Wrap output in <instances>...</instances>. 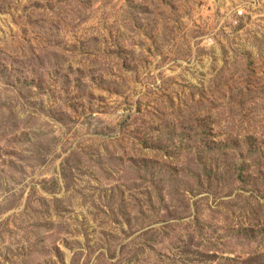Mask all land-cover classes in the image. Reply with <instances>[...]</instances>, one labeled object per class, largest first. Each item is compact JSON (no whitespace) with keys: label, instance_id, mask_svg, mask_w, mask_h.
I'll list each match as a JSON object with an SVG mask.
<instances>
[{"label":"rangeland","instance_id":"374dc122","mask_svg":"<svg viewBox=\"0 0 264 264\" xmlns=\"http://www.w3.org/2000/svg\"><path fill=\"white\" fill-rule=\"evenodd\" d=\"M0 264H264V0H0Z\"/></svg>","mask_w":264,"mask_h":264},{"label":"built area","instance_id":"2783aa9c","mask_svg":"<svg viewBox=\"0 0 264 264\" xmlns=\"http://www.w3.org/2000/svg\"><path fill=\"white\" fill-rule=\"evenodd\" d=\"M239 15L241 16V15H243V13L242 12H239Z\"/></svg>","mask_w":264,"mask_h":264}]
</instances>
